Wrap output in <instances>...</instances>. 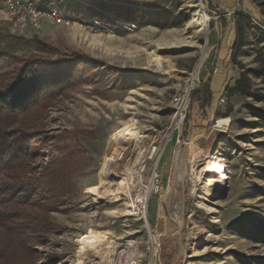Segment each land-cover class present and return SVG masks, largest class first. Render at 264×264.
<instances>
[{
	"label": "rangeland",
	"instance_id": "1",
	"mask_svg": "<svg viewBox=\"0 0 264 264\" xmlns=\"http://www.w3.org/2000/svg\"><path fill=\"white\" fill-rule=\"evenodd\" d=\"M3 3L10 52L64 61L37 100L28 177L62 161L64 184L33 263L264 264V0H50L68 24L21 33ZM194 75L182 120L174 99Z\"/></svg>",
	"mask_w": 264,
	"mask_h": 264
},
{
	"label": "trees",
	"instance_id": "2",
	"mask_svg": "<svg viewBox=\"0 0 264 264\" xmlns=\"http://www.w3.org/2000/svg\"><path fill=\"white\" fill-rule=\"evenodd\" d=\"M30 1L40 10L53 7L50 0ZM66 11L72 16L89 14L77 7ZM241 18L246 20L248 17L239 12L234 14L236 40L231 53L232 63L239 46L238 19ZM63 62L16 57L7 48L4 36L0 35V64L13 65L12 69H0V264L15 261L17 264H34L35 247L43 245L52 230L46 216L61 199L64 179L58 171L64 163L50 162L40 168L37 177L28 175L30 160L34 158L35 139L41 136L38 126L44 118V107L38 106L37 100L45 87H56L63 81L57 80ZM242 82L238 81L235 88L241 90ZM228 90L227 87L225 94ZM208 96L210 98L209 92Z\"/></svg>",
	"mask_w": 264,
	"mask_h": 264
},
{
	"label": "built area",
	"instance_id": "3",
	"mask_svg": "<svg viewBox=\"0 0 264 264\" xmlns=\"http://www.w3.org/2000/svg\"><path fill=\"white\" fill-rule=\"evenodd\" d=\"M5 10L11 23V30L14 33H21L28 25L38 27L42 20H47L54 25L68 24L55 8L40 10L30 0H5ZM215 72L216 70H213V73ZM195 80V75L190 76V83L187 84L181 96L174 99L177 105V115L182 120L186 115L193 93L201 85L198 81L196 84ZM223 102L224 100L221 99L220 103Z\"/></svg>",
	"mask_w": 264,
	"mask_h": 264
},
{
	"label": "crops",
	"instance_id": "4",
	"mask_svg": "<svg viewBox=\"0 0 264 264\" xmlns=\"http://www.w3.org/2000/svg\"><path fill=\"white\" fill-rule=\"evenodd\" d=\"M3 8L1 9V13L4 15V18L6 19V18H8V15H7V12H6V10H5V3H3ZM235 14V13H234ZM235 25L234 24H231V34H232V36H231V40L228 42V44H227V46H228V48H229V57L231 58V53H232V48H233V46H234V43H235V39L233 38V34L235 35ZM230 34V35H231ZM221 47H223V46H220L219 47V45L217 44V50H216V54L218 55V53H219V50H220V48ZM223 49H225V48H223ZM227 50V49H226ZM226 52V51H225ZM226 56V53H225V55H224V57ZM229 58V59H230ZM215 59V58H214ZM231 61V60H230ZM213 63V62H212ZM210 69H211V67H210ZM209 69V70H210ZM208 70V72L206 73V75H205V77H204V80H206L207 78H209L210 79V81H211V78H212V75L213 74H216L217 72H218V70H217V68H216V72L215 73H213V74H211L210 73V71ZM226 74V73H225ZM229 81H230V79H228V75H226V79L222 82V84L220 85V88H219V90L216 92V96L218 95V93H220V92H223L224 94H225V90H226V88L228 87V84H229ZM211 90V89H210ZM211 93L213 94V92L211 91ZM221 99H224V98H222V97H220L219 98V102H220V100ZM215 100V99H214Z\"/></svg>",
	"mask_w": 264,
	"mask_h": 264
},
{
	"label": "bare ground",
	"instance_id": "5",
	"mask_svg": "<svg viewBox=\"0 0 264 264\" xmlns=\"http://www.w3.org/2000/svg\"><path fill=\"white\" fill-rule=\"evenodd\" d=\"M206 35V33L204 32V36ZM209 171L210 168L208 167L207 169L205 168V170L203 171L202 176L205 177L207 175H209ZM202 173V172H201ZM226 177L223 174H219L218 176L214 177V183L215 185L219 186V188L221 190H224V181H225ZM206 182V181H204ZM203 182V184L197 189L198 191H203L205 189V183ZM208 182V181H207ZM205 186V187H204Z\"/></svg>",
	"mask_w": 264,
	"mask_h": 264
}]
</instances>
